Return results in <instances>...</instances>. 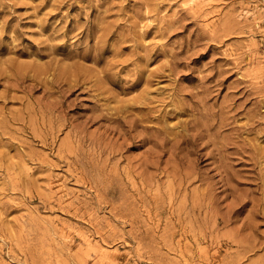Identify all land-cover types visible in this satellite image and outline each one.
I'll list each match as a JSON object with an SVG mask.
<instances>
[{"label":"rangeland","instance_id":"obj_1","mask_svg":"<svg viewBox=\"0 0 264 264\" xmlns=\"http://www.w3.org/2000/svg\"><path fill=\"white\" fill-rule=\"evenodd\" d=\"M0 264H264V0H0Z\"/></svg>","mask_w":264,"mask_h":264},{"label":"bare ground","instance_id":"obj_2","mask_svg":"<svg viewBox=\"0 0 264 264\" xmlns=\"http://www.w3.org/2000/svg\"><path fill=\"white\" fill-rule=\"evenodd\" d=\"M72 87V86H71ZM71 87H69V88H71ZM74 87V86H73Z\"/></svg>","mask_w":264,"mask_h":264}]
</instances>
